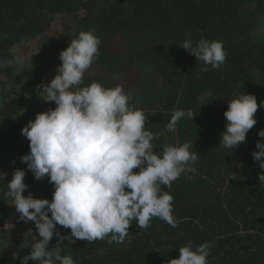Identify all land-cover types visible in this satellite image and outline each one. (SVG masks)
I'll return each mask as SVG.
<instances>
[{
  "label": "trees",
  "instance_id": "obj_1",
  "mask_svg": "<svg viewBox=\"0 0 264 264\" xmlns=\"http://www.w3.org/2000/svg\"><path fill=\"white\" fill-rule=\"evenodd\" d=\"M262 25L264 0H0V172L7 173L0 181V264H21L31 251V243L18 246L15 233L21 222L14 211L8 215L13 201L5 195L17 168L26 172L28 188L22 195L36 185L20 161L29 152L21 128L37 113L55 107L36 92L6 96L8 85L27 89L37 87L42 77L49 78L27 63L18 73L10 55L24 40L51 30L59 40L43 37V50L60 63L56 53L80 31L95 32L101 44L92 65L110 76L84 78L82 86L92 81L105 87L121 85L131 97L129 104L148 116L145 127L159 134L153 140L154 151L193 141L199 153L194 172L181 174L170 188L162 186L174 198L177 227L153 218L147 229H141L133 220L123 244H109L110 236L92 242L72 237L74 242H61V255H70L74 264H169L178 258L180 247L209 242L208 264H264V185L258 182L260 169L252 158L258 151L255 143H264L257 136L264 129V107H258L257 123L235 150L219 145L228 101L244 92L254 95L258 105L264 101V34L258 33ZM189 38L194 46L201 38L222 41L225 63L201 71L203 62L179 46ZM116 39L121 43L114 51ZM114 74L118 79L113 80ZM177 109H191L195 116L181 119L174 132L167 131ZM53 190L48 181L37 198L51 200ZM56 227L62 236H70V229ZM56 244L50 242L49 247Z\"/></svg>",
  "mask_w": 264,
  "mask_h": 264
},
{
  "label": "clouds",
  "instance_id": "obj_2",
  "mask_svg": "<svg viewBox=\"0 0 264 264\" xmlns=\"http://www.w3.org/2000/svg\"><path fill=\"white\" fill-rule=\"evenodd\" d=\"M100 44L94 31H80L60 51L55 76L34 89L39 99L54 102L55 107L37 113L21 128L29 152L20 161L34 179L47 177L54 190L51 200L22 195L28 185L24 183L26 172L19 168L6 183L5 195L12 198L19 219L33 222L40 237L28 229L25 236L31 238V251L21 258V264H74L70 255H61L63 240L71 243L74 237L92 242L110 236L109 244H123L133 220L141 229H147L153 218L177 227L172 214L174 198L162 186L170 188L181 174L194 172L199 153L193 141L167 144L154 151L153 140L159 134L145 127L148 116L129 104L131 97L121 85L105 87L92 81L82 86ZM179 46L203 62V72L209 70L208 65L219 69L226 61L222 41L201 38L194 46L189 38ZM258 107H264V101L258 105L256 97L245 92L228 101L223 113L225 128L219 137L222 148L235 150L246 140L257 123L254 114ZM194 116L191 109L174 110L165 128L174 132L181 119L193 120ZM257 136L264 138V129ZM255 148L258 151L252 152V158L260 169L257 179L261 186L264 143L258 140ZM6 175L0 172V181ZM57 225L70 229V236H62ZM54 235L57 244L49 247ZM210 248L209 242L195 248L182 246L178 258L169 264H208Z\"/></svg>",
  "mask_w": 264,
  "mask_h": 264
},
{
  "label": "rangeland",
  "instance_id": "obj_3",
  "mask_svg": "<svg viewBox=\"0 0 264 264\" xmlns=\"http://www.w3.org/2000/svg\"><path fill=\"white\" fill-rule=\"evenodd\" d=\"M258 33L264 34V25H262L258 29ZM45 36L54 41L59 40V35L56 34L55 31L51 30L47 33H44L43 36L38 37L36 39H29L26 41L24 40L18 47H16L11 52L10 56L11 58L15 60V63H13L12 67H15L18 73L23 69V67L27 63L28 65L30 64L34 66L36 70L41 69L42 71L47 73L49 78L46 79L42 77L41 81L42 82L44 81V83H48L52 79L51 74H56L57 67L60 64V62L57 60L55 56L54 57L50 56L45 50H43L45 47L43 45V37ZM119 43L121 42L118 39L114 40L113 44L111 45V49L114 51L115 50L117 51L119 47ZM59 53L60 52H57L56 56H58ZM108 76H110L109 73L102 72L98 67L91 65V67L85 72L84 78H97L98 79V78H105ZM128 76H130V79H127L128 80L127 82L129 81L131 82V80L133 79V75L129 74ZM127 82L123 83V85L124 86L127 85L126 84ZM35 86L36 84L32 86H27V89H26L24 86L8 85L6 90L3 92H7L6 96L8 97H20V96L29 95L30 93L35 92L34 91V89L36 88ZM1 91L2 90L0 88V94H2ZM35 182H36V185L34 186L33 189L31 188L29 193H31L34 198L35 197L37 198L41 193H43L46 190L48 179L47 177L39 181L35 179ZM8 211H9L8 215H10L11 211H14L16 213V218H15L16 221L19 223L21 222L20 227L22 228L17 231V234L15 233L17 239H19L18 246L21 245V242H23L22 245L32 243L31 238L25 236L29 228L32 229V235L36 236L37 239H40V237L36 233L35 226L30 225L24 222L23 220L19 219V213L16 212L14 204L9 203ZM9 228L10 227L6 225L5 229L9 230ZM56 241H57V236L54 235L50 242H56ZM18 246L16 245V247Z\"/></svg>",
  "mask_w": 264,
  "mask_h": 264
}]
</instances>
